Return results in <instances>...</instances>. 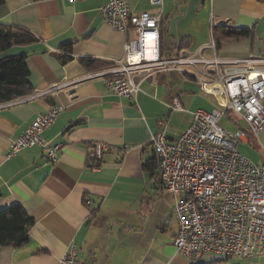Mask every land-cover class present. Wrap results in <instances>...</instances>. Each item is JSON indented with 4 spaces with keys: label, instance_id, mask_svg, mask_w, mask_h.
Masks as SVG:
<instances>
[{
    "label": "crops",
    "instance_id": "obj_1",
    "mask_svg": "<svg viewBox=\"0 0 264 264\" xmlns=\"http://www.w3.org/2000/svg\"><path fill=\"white\" fill-rule=\"evenodd\" d=\"M104 2L2 0L0 5L1 25L21 28L35 39L0 53V59L25 56L32 88L30 95L0 104V211L18 205L33 220L26 244L0 248V264H63L72 246L77 264H196L174 249L177 197L162 189L150 140L164 127L167 141L174 142L194 112L209 113L216 102L199 90L193 76L175 71L141 81L135 100L109 92L107 74L135 36L103 22L98 9ZM126 4L132 14L160 15L164 57L174 50H202L211 58L206 49L211 41L222 59L264 57V0ZM226 30L248 35L227 38ZM88 59L97 63L85 67L82 61ZM173 98L183 111L167 107ZM54 106L63 110L41 137L61 146L56 162H47L39 147L8 157L27 126ZM93 143L107 147L97 169L89 161ZM236 151L264 164V129ZM246 264H264V258Z\"/></svg>",
    "mask_w": 264,
    "mask_h": 264
},
{
    "label": "built area",
    "instance_id": "obj_2",
    "mask_svg": "<svg viewBox=\"0 0 264 264\" xmlns=\"http://www.w3.org/2000/svg\"><path fill=\"white\" fill-rule=\"evenodd\" d=\"M149 3L162 6V0ZM98 12L113 30L125 35L132 31L135 36L124 44L122 58L113 62L107 74L109 92L135 100L141 81L157 72L175 71L193 76L199 90L212 96L217 105L209 113L194 112L190 125L174 142L167 141L164 127L151 136L158 180L165 193L177 197L172 210L177 223L176 254L194 262L206 256L264 258V164H253L236 151L240 142L264 129V57L222 59L212 41L206 47L211 58L204 57L202 50L164 57L159 45L160 15L132 14L126 0H105ZM166 105L171 111H183L176 98ZM62 110L54 106L38 115L12 143L8 157L39 147L47 162L55 163L61 146H51L41 135ZM222 119L230 129L219 124ZM106 151L104 144H92L89 161L93 169L99 168ZM61 261L77 264L74 246Z\"/></svg>",
    "mask_w": 264,
    "mask_h": 264
},
{
    "label": "trees",
    "instance_id": "obj_3",
    "mask_svg": "<svg viewBox=\"0 0 264 264\" xmlns=\"http://www.w3.org/2000/svg\"><path fill=\"white\" fill-rule=\"evenodd\" d=\"M2 0H0V5ZM214 32V30H213ZM227 38L239 39L248 35L245 31L226 30ZM162 32H160V54L163 56ZM35 39L31 34L18 27H7L0 24V53H4L11 47L30 45ZM176 54L181 50H174ZM67 60H63L66 62ZM85 67L97 63L88 59L82 61ZM29 69L25 56H10L0 59V104L8 103L15 99L25 97L32 93L28 84ZM240 126V125H239ZM33 220L25 213L21 206L12 205L0 211V248H19L29 240L28 230Z\"/></svg>",
    "mask_w": 264,
    "mask_h": 264
},
{
    "label": "rangeland",
    "instance_id": "obj_4",
    "mask_svg": "<svg viewBox=\"0 0 264 264\" xmlns=\"http://www.w3.org/2000/svg\"><path fill=\"white\" fill-rule=\"evenodd\" d=\"M263 106H264V101H263ZM226 120L222 119L220 120L219 124L230 129L229 126L225 125ZM257 260V259H256ZM249 260H239L236 258H230L227 260H221L217 257H213V256H206L204 258H199L196 261V264H246V262Z\"/></svg>",
    "mask_w": 264,
    "mask_h": 264
}]
</instances>
